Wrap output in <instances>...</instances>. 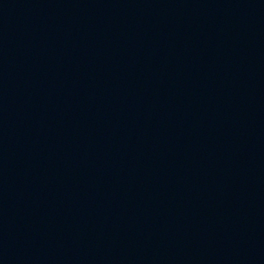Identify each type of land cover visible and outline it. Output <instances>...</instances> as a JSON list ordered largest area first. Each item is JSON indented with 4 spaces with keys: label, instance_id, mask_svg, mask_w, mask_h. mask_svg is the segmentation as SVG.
<instances>
[{
    "label": "water",
    "instance_id": "95a60500",
    "mask_svg": "<svg viewBox=\"0 0 264 264\" xmlns=\"http://www.w3.org/2000/svg\"><path fill=\"white\" fill-rule=\"evenodd\" d=\"M0 264H264V0H0Z\"/></svg>",
    "mask_w": 264,
    "mask_h": 264
}]
</instances>
